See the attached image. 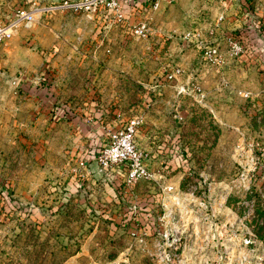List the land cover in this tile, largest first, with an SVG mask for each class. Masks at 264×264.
Segmentation results:
<instances>
[{
	"label": "rangeland",
	"instance_id": "1",
	"mask_svg": "<svg viewBox=\"0 0 264 264\" xmlns=\"http://www.w3.org/2000/svg\"><path fill=\"white\" fill-rule=\"evenodd\" d=\"M62 1L0 0L35 14L0 43V264H264V0ZM135 117L129 184L97 156Z\"/></svg>",
	"mask_w": 264,
	"mask_h": 264
},
{
	"label": "built area",
	"instance_id": "2",
	"mask_svg": "<svg viewBox=\"0 0 264 264\" xmlns=\"http://www.w3.org/2000/svg\"><path fill=\"white\" fill-rule=\"evenodd\" d=\"M159 6L160 1L154 0L153 9H158ZM103 7L116 9L119 18L124 16L120 0H63L53 8L96 11ZM34 19L35 14L32 11L19 10L16 17L11 21L3 22L0 20V43L11 38L20 26L29 27L33 25ZM224 19L225 13H222L219 20L223 21ZM148 30L147 22L140 23L135 27V33L139 37L147 35ZM227 41L234 56H240L245 51V43L242 36L229 35ZM222 54L218 47H208L205 50L204 57L213 63H219L222 59ZM180 71L181 69L174 71L169 77L173 78ZM197 91L204 95L200 86L197 87ZM240 94L245 97L251 96L249 91L240 90ZM140 123V117H135L125 127L114 131L110 135L109 143L99 151L97 156L102 170L113 166H124L127 170V181L129 184H135L140 179L150 176V170L145 162V153L139 150L136 144V133ZM81 164L85 165V162L82 161ZM172 188L173 186L169 187V189Z\"/></svg>",
	"mask_w": 264,
	"mask_h": 264
},
{
	"label": "crops",
	"instance_id": "3",
	"mask_svg": "<svg viewBox=\"0 0 264 264\" xmlns=\"http://www.w3.org/2000/svg\"><path fill=\"white\" fill-rule=\"evenodd\" d=\"M142 1H143L142 4H146L147 6H149V4L146 3V0H142ZM159 1H160V4H161V0H159ZM242 2H243V4L245 3L244 1H242ZM147 6L145 7V10H146V11L150 8V7L148 8ZM237 6H238V8H239V12H242L241 6L238 5V4H237ZM242 14H243V12H242ZM242 14H241V18L244 19L246 15L243 14V15H245V16H242ZM237 21H238V20H237ZM241 36L243 37V35H241Z\"/></svg>",
	"mask_w": 264,
	"mask_h": 264
}]
</instances>
